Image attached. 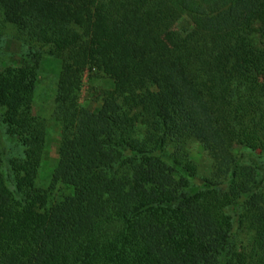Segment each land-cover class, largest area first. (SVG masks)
I'll list each match as a JSON object with an SVG mask.
<instances>
[{
	"label": "trees",
	"instance_id": "16d2710c",
	"mask_svg": "<svg viewBox=\"0 0 264 264\" xmlns=\"http://www.w3.org/2000/svg\"><path fill=\"white\" fill-rule=\"evenodd\" d=\"M7 39L0 264H264V0H0Z\"/></svg>",
	"mask_w": 264,
	"mask_h": 264
},
{
	"label": "rangeland",
	"instance_id": "374dc122",
	"mask_svg": "<svg viewBox=\"0 0 264 264\" xmlns=\"http://www.w3.org/2000/svg\"><path fill=\"white\" fill-rule=\"evenodd\" d=\"M23 54L22 49L16 44V42H12L10 40H5L0 47V60L6 61L8 63H13L16 60H19L21 55ZM85 80V78H84ZM50 82L48 80H43L39 84L37 95L35 97V107L37 110V114L43 118L48 119L51 112V104H50ZM94 106V105H93ZM2 148L4 151L13 152L16 147L13 145L12 140H2ZM58 146V135L57 129L49 123V128L47 132L46 139V153H45V163L42 168L43 174L46 175L54 166L56 162V152Z\"/></svg>",
	"mask_w": 264,
	"mask_h": 264
}]
</instances>
